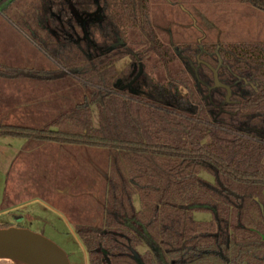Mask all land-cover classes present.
Instances as JSON below:
<instances>
[{"label": "trees", "instance_id": "16d2710c", "mask_svg": "<svg viewBox=\"0 0 264 264\" xmlns=\"http://www.w3.org/2000/svg\"><path fill=\"white\" fill-rule=\"evenodd\" d=\"M97 2L0 0L50 67L40 80L86 92L43 128L0 125V138L105 153L100 221L71 220L88 264H264V41L169 42L149 0ZM239 2L264 15V0ZM137 62L141 92L119 91Z\"/></svg>", "mask_w": 264, "mask_h": 264}, {"label": "rangeland", "instance_id": "374dc122", "mask_svg": "<svg viewBox=\"0 0 264 264\" xmlns=\"http://www.w3.org/2000/svg\"><path fill=\"white\" fill-rule=\"evenodd\" d=\"M149 1L151 22L158 36L163 39L174 42L206 39L213 42H236L254 38L264 41V15L252 16L239 0ZM1 37L0 45L6 44L3 42L6 36ZM18 44L20 43L17 42L16 46ZM28 45L24 43V47ZM30 48L34 54L31 53V57L30 52L27 53L25 66L34 65L39 71L49 70L50 67L41 54L32 46ZM11 62L15 63L11 57L0 60V64L9 66H12ZM125 65L126 59L117 64V69ZM56 93L59 97L68 96L63 105L65 111L80 103L86 94L85 89L76 84L67 88L63 94L60 91ZM93 117L95 122V115ZM0 123L22 122L8 118ZM25 124L35 127L41 125L36 122ZM47 147L51 148L48 154L41 152L33 156L36 163L34 168H41L47 162L51 164L43 169V179L36 178L35 174L30 175L28 169L22 165L25 168L23 172L28 173L22 177L19 175V179L24 181L20 190L29 198L25 199L28 200V205L0 217V224L10 223L13 227L44 237L66 255L69 264H88L86 251L75 234L73 224L68 223L67 219L73 220V216H79L84 224H96L100 221L107 169L106 155L96 149L72 147L65 151L68 149L64 148L68 147L54 144H47ZM0 264L17 263L0 261Z\"/></svg>", "mask_w": 264, "mask_h": 264}, {"label": "crops", "instance_id": "0c3cea01", "mask_svg": "<svg viewBox=\"0 0 264 264\" xmlns=\"http://www.w3.org/2000/svg\"><path fill=\"white\" fill-rule=\"evenodd\" d=\"M1 36H6L3 38V42L6 44L2 45L1 43L0 45V60L1 58L7 60V57H11L15 63L11 62L12 66L0 64V121L10 118L11 121L22 123H0V125L41 129L50 118L65 111L63 105L68 100V96L59 97L56 92L60 91L63 94L71 85H69L70 87L60 85L61 88L57 91L54 82L40 80L39 70H36L38 67L35 69L34 65L25 66L27 53L30 52L31 57L34 54L30 48L31 45L16 32L10 22L2 17H0ZM17 42L20 43L19 46H16ZM24 43H28L30 46L24 47ZM29 122H36L38 125L41 123V125L35 127L25 124ZM70 148L72 147L64 148V150L68 149L65 151H69ZM50 151L51 148L47 147V144L27 145L22 139L0 138V217L12 214L28 205V200L25 199L29 198L20 190L24 181L19 179V175L22 177L27 174L28 172H23L26 168L30 175L35 174L36 178L43 179L45 174L42 172L43 169L51 164L47 162L41 168H34L36 163L33 156L35 153L48 154ZM33 184L35 185V183ZM67 221L71 225L73 224L71 220L67 219Z\"/></svg>", "mask_w": 264, "mask_h": 264}, {"label": "water", "instance_id": "95a60500", "mask_svg": "<svg viewBox=\"0 0 264 264\" xmlns=\"http://www.w3.org/2000/svg\"><path fill=\"white\" fill-rule=\"evenodd\" d=\"M214 82L216 87L227 90L228 100L229 90L218 83L216 74ZM0 261L17 264H69L66 255L56 245L38 234L16 227L0 229Z\"/></svg>", "mask_w": 264, "mask_h": 264}, {"label": "flooded vegetation", "instance_id": "af4514ba", "mask_svg": "<svg viewBox=\"0 0 264 264\" xmlns=\"http://www.w3.org/2000/svg\"><path fill=\"white\" fill-rule=\"evenodd\" d=\"M93 2L96 4V6H97V12L98 11H100V5H99V3L97 2V0H93ZM150 2V1H149ZM93 20L94 21H102L103 20V18L100 16V13H98V17L96 18V17H94L93 18ZM81 26H82V31H83V33L85 34V21H82V23H81ZM169 42H172V40L171 39H169ZM198 42H200V40H198ZM122 43H121V41H118V43L117 44H114V45H112V46H110L109 48H108V50H112V49H114L116 46H118V45H121ZM125 60V59H124ZM127 60V65L129 64V60L128 59H126ZM121 61H119V62H117L116 63V66H115V68L117 69V64H119ZM127 65H125V66H123L121 69H117V73L118 74H121V73H124L123 71V69H125L126 68V66ZM188 66H187V69H188V71L191 73V74H193V75H195L196 76V78L198 79V76H197V70L193 67V65L192 64H187ZM141 67V69H139ZM142 75V66H141V64L139 63V62H137V63H135V64H133L132 65V68H131V70H130V72L127 74V76H126V78L125 79H117L116 80V83H115V85L117 86V88H118V90L119 91H124V90H126L127 92H129V93H131V94H139L141 91H139V90H135V88H134V84H135V82L140 78V76ZM216 87V86H215ZM218 88H220V87H218ZM223 88V87H222ZM211 89V88H210ZM210 89H209V92H210Z\"/></svg>", "mask_w": 264, "mask_h": 264}]
</instances>
